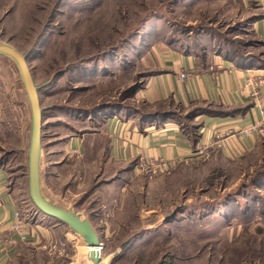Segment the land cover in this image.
Returning <instances> with one entry per match:
<instances>
[{"label": "rangeland", "instance_id": "374dc122", "mask_svg": "<svg viewBox=\"0 0 264 264\" xmlns=\"http://www.w3.org/2000/svg\"><path fill=\"white\" fill-rule=\"evenodd\" d=\"M12 2V12L0 16V43L26 56L39 87L46 152L102 129L113 111L128 117L152 111L139 94L175 52L264 59V41L253 29L262 13L257 0ZM166 107L186 114L180 105ZM31 117L18 67L0 55V160L27 218L37 209L29 196ZM45 160V198L107 224L100 264H264V140L242 157L210 156L158 175L135 171L136 165L132 175L106 169L104 159L94 164L73 150L60 171L42 170ZM83 240L72 234L66 259L44 249L38 259L91 264Z\"/></svg>", "mask_w": 264, "mask_h": 264}, {"label": "crops", "instance_id": "0c3cea01", "mask_svg": "<svg viewBox=\"0 0 264 264\" xmlns=\"http://www.w3.org/2000/svg\"><path fill=\"white\" fill-rule=\"evenodd\" d=\"M12 1L0 0V16L14 9ZM257 1L262 13L254 21L253 29L256 37L264 41V0ZM0 45L9 46L6 43ZM163 60L159 73L146 81L139 94V99L152 111L130 117L119 112L112 116L110 113L102 122V129L70 136L64 143L52 145L54 147L47 152L43 149L40 162L44 157L46 160L42 170L64 169L66 162L63 160L72 150H77L94 164L104 159L106 169L117 167L122 172L134 174L131 166L136 165L140 157L165 160L173 165L199 160L198 155L203 149L209 150L211 158H238L258 148L264 136L255 133L245 137L240 132L264 117L262 109L255 105L250 85L251 80H264V59L244 58L239 61L220 53L192 55L175 52ZM183 73L186 79L180 77ZM259 90L264 108V83ZM168 102L180 105L186 114L168 110ZM162 103L165 105L161 113L157 106ZM194 112L196 114L192 115ZM103 166L101 163L100 167ZM7 170L6 165H0V264L67 263L38 259V255H44L41 244L70 240L73 233L77 234L57 219L38 209L28 218L22 212L28 242H22L10 233L9 228L16 223L17 211H22V206ZM55 175L61 180L60 174L56 172ZM79 215L85 219L84 215ZM88 221L99 240L105 242L107 235L103 234L107 232V224L100 225L102 220L98 221V218H89ZM11 238L13 245L7 242ZM68 253L71 254L72 250L69 249ZM88 254L87 259L93 264ZM63 258L66 259L57 257Z\"/></svg>", "mask_w": 264, "mask_h": 264}, {"label": "water", "instance_id": "95a60500", "mask_svg": "<svg viewBox=\"0 0 264 264\" xmlns=\"http://www.w3.org/2000/svg\"><path fill=\"white\" fill-rule=\"evenodd\" d=\"M0 55L9 58L18 67L21 81H23L24 89L29 98L31 117V133H30V149L28 151V179H29V196L36 208L48 217L57 219L59 222L73 229L78 235L84 238L86 244L90 246L88 258L93 261V264L101 263V252L99 248L101 241L99 236L92 227L91 223L82 219L72 209L64 210L57 207L55 204L48 201L42 194L41 179H40V159L42 153V124L43 113L39 97V87L33 80L31 71L27 64L25 55H22L16 48L7 45H0ZM178 210L165 218L164 222H168L176 217Z\"/></svg>", "mask_w": 264, "mask_h": 264}, {"label": "built area", "instance_id": "2783aa9c", "mask_svg": "<svg viewBox=\"0 0 264 264\" xmlns=\"http://www.w3.org/2000/svg\"><path fill=\"white\" fill-rule=\"evenodd\" d=\"M182 78L186 79V74H181ZM264 83V80H261V82H256L255 80H251L250 81V85L252 87V97L255 101V105L262 109V113L264 114V108H263V103H262V95H261V91L259 90L261 85ZM258 134L261 137L264 136V117L262 118V120L258 123H255L253 126L250 127H245V129H243L240 132V135L243 136H251L252 134ZM74 153L78 154L77 150H73ZM210 154H209V150L208 149H203L202 151H200L199 155H198V159L203 160V159H209ZM138 163L136 164V171H140L146 175H158V174H164V172H169L171 170V168L173 167V165L167 163L165 160H155V159H151V158H145V157H140L138 159ZM16 218L17 221L14 225L10 226V233L12 234V236L18 237L19 240H21L22 242H28V234L26 232V230L23 227V219H22V215L21 213H19L17 211L16 214ZM7 242L10 245H13L14 241L13 238L8 239ZM69 240H65V241H59V242H50V243H45L42 244L43 245V249L45 251H48L49 254H53L55 256H59V257H63L64 255L67 254L68 250L70 249V245H69ZM84 244H86V242H83ZM81 243V244H83ZM102 243V242H101ZM104 249V243L101 244L100 248L98 249L99 252H103ZM70 264H79L77 262H72Z\"/></svg>", "mask_w": 264, "mask_h": 264}, {"label": "trees", "instance_id": "16d2710c", "mask_svg": "<svg viewBox=\"0 0 264 264\" xmlns=\"http://www.w3.org/2000/svg\"><path fill=\"white\" fill-rule=\"evenodd\" d=\"M226 58H229V59H235V58H232V57H229V56H225ZM235 60H239V61H241V60H244V59H240V58H238V59H235ZM159 72H156V73H154L153 75H150V77L151 76H154V75H156V74H158ZM137 90H134V93L136 92ZM147 105V104H146ZM163 105H165V103H162V104H159V106H157V108H159L158 110L162 113V106ZM148 106V105H147ZM136 112L135 113H142V114H144V115H146V112H148V111H138V110H135ZM196 111H197V109H196ZM113 113H115L114 111L110 114V115H112ZM120 113V112H119ZM109 114V113H108ZM196 113L194 112L192 115H195ZM43 137V136H42ZM3 162V159H1L0 160V165H3L4 163H2ZM22 217H23V215H22ZM23 219V218H22Z\"/></svg>", "mask_w": 264, "mask_h": 264}, {"label": "bare ground", "instance_id": "6f19581e", "mask_svg": "<svg viewBox=\"0 0 264 264\" xmlns=\"http://www.w3.org/2000/svg\"><path fill=\"white\" fill-rule=\"evenodd\" d=\"M84 239V238H83ZM83 242H85L84 240H83ZM84 244V243H83ZM85 246L87 247V249H88V252L90 251V246L88 245V244H85ZM87 252V253H88ZM101 256H102V251H101Z\"/></svg>", "mask_w": 264, "mask_h": 264}]
</instances>
